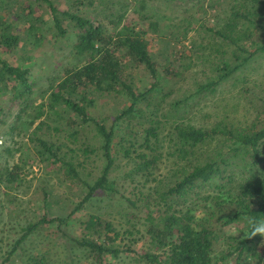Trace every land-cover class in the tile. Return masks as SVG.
<instances>
[{
	"label": "trees",
	"instance_id": "1",
	"mask_svg": "<svg viewBox=\"0 0 264 264\" xmlns=\"http://www.w3.org/2000/svg\"><path fill=\"white\" fill-rule=\"evenodd\" d=\"M1 1L0 92L19 107L7 136L27 135L39 122L29 137L35 158L55 168L61 182L81 191L66 217L50 214L43 205L40 216L25 224L9 256L25 250L31 237L52 226L63 239L60 245L67 243L69 264H114L122 255L141 264L264 263V237L248 238L243 223L248 214L264 219V103L252 126L176 123L171 153L164 157L157 146L162 126L155 112L162 107L157 94L165 74L179 78L184 71L167 66L165 74L160 73L146 30L125 26L111 32L80 13L59 8L53 0L24 5L21 0ZM231 1L224 18L217 16L216 24L208 18L194 29L208 35V50L215 57L211 56L213 66L205 81L191 96L214 94L242 73L247 79L244 72L252 61L264 57V0H228L229 5ZM71 2L83 5L82 0ZM192 19H183L186 34L195 23ZM149 27L157 29V24ZM168 36L173 41L174 29ZM60 41L69 47L67 63L36 105L31 97L38 79L31 80L30 73L38 52ZM142 70L152 79L144 91L133 81ZM113 95L126 97L130 104L117 109V115L100 117L99 101ZM160 99L164 102V95ZM186 103L173 104V116L183 119L184 113L178 112ZM5 110L6 106L0 108V127L7 125ZM58 129L70 144L50 139ZM0 137L4 148L7 140ZM23 145L5 150L9 156L13 151L20 156L0 173V186L18 189L24 184L28 159ZM92 154L99 165L95 178L86 167ZM167 161L175 167L169 178L159 179L157 172ZM97 198L107 200L112 215L76 217ZM74 224L82 231L72 237ZM57 249L34 255L29 264H52L49 258ZM74 252L82 257L75 259Z\"/></svg>",
	"mask_w": 264,
	"mask_h": 264
},
{
	"label": "rangeland",
	"instance_id": "2",
	"mask_svg": "<svg viewBox=\"0 0 264 264\" xmlns=\"http://www.w3.org/2000/svg\"><path fill=\"white\" fill-rule=\"evenodd\" d=\"M6 1L4 0V2ZM28 1L30 0H21L22 5ZM53 1L59 8L71 13H80L93 23L102 24L111 32L125 26H134L137 30H146L151 36V53L161 66L160 73L164 75L163 69H166L167 66H170L175 72L179 71L178 69H183V77L171 78L165 74L157 94L158 102L162 106L159 112L155 110L162 122V126L158 130L160 143L157 146L159 153H163L164 157L171 153V149H169L171 132L176 123L182 120L197 126H207L217 121H228L233 125L245 126L258 123L257 114L261 111L260 108L264 103V57L252 61L248 70L244 72L246 76H249L247 79L242 73L235 81L219 87L214 94H208L206 97L191 96L197 90V84L205 81L211 66H213L211 56L215 57L208 50V35L197 34L194 29L200 27V24L208 18L213 19L216 24V17L224 18L226 13L223 11L228 12L233 1L229 5L228 0H218V3L213 0H186L185 3L181 2L183 0H82L83 5L78 7L72 5V0ZM13 3L14 1L9 2L10 5ZM0 4H2L1 0ZM38 10L41 11L39 8ZM41 12L45 14L46 10ZM190 17L194 18L192 20H195V23L192 24L189 33L186 34L183 32V19ZM151 23L157 24V29L149 27ZM173 25H175L174 28ZM173 29L175 40L172 41L168 33L172 32ZM48 37L51 38V34ZM68 52L69 47L65 41H60L57 44L47 43L46 47L38 52V62L30 73L31 80L38 79V82L35 81L37 83L34 89L35 94L31 97V101H35L36 105L41 103L40 98L43 92L54 83L56 77L61 75L62 68L68 60ZM59 54L61 55L59 56ZM133 81L141 91L150 88L152 84L149 73L144 70L136 75ZM163 95L164 102L160 99V96ZM183 100H186L187 107L184 111L178 112L179 114L184 113L183 119H180V117L173 116L171 109L173 104ZM7 103V97L2 96L0 92V108L6 106L4 113L8 115L7 117L3 116L7 125L0 127V135H4L7 140V146L0 148V173L7 165L12 167L19 160L20 153L13 151L11 156L5 153L7 147L15 150L20 147V144L21 146L25 144L28 160L27 168L24 169L25 182L21 187L16 189L14 186L10 188L0 186V263L29 264V259L34 255L44 250L47 251L48 248H58L54 251L55 254L49 258L50 262L52 264H69L71 260L65 256V253L69 251L64 252V245L67 243L60 245L63 239L52 226L47 231L31 237L25 246V250L18 249L12 257L9 256L12 244L24 234L23 227L29 221L40 216L43 205H47L46 210L50 214L66 217L73 205L79 201L81 191L61 182L62 178L55 171V168L37 161L35 158L33 144L30 143L29 137L39 122L27 131V135H22L20 138L15 135L7 136L9 133L8 126L19 111L17 103ZM124 104L129 105L130 102L121 95L101 99L97 108L98 115L100 117L117 115L116 110L121 109ZM139 116L140 114L138 118ZM147 117L154 119L152 115ZM137 122H141V120L139 119ZM55 131L51 133L50 139L58 142V144H70L64 143L65 133H61L59 129ZM59 133L61 134L59 135ZM79 159L83 160L81 156ZM96 160L95 155L92 154L86 163L87 171L92 173V178H95L98 173L99 165L95 163ZM174 167L173 163L167 161V164L157 172L158 178L170 176L169 171ZM45 195H48V200L45 199ZM87 213L110 215L113 214V210L107 200L97 198L76 217L82 218ZM75 218L72 219V224ZM81 231L80 226L74 224L69 234L74 237L79 235ZM75 256V259L82 257L80 253L75 254ZM112 262L114 264H141L136 262L133 257L126 255H122ZM87 263L89 264V261Z\"/></svg>",
	"mask_w": 264,
	"mask_h": 264
},
{
	"label": "clouds",
	"instance_id": "3",
	"mask_svg": "<svg viewBox=\"0 0 264 264\" xmlns=\"http://www.w3.org/2000/svg\"><path fill=\"white\" fill-rule=\"evenodd\" d=\"M243 223L247 228L248 238H253L257 235L264 237V219L248 214L244 217Z\"/></svg>",
	"mask_w": 264,
	"mask_h": 264
},
{
	"label": "built area",
	"instance_id": "4",
	"mask_svg": "<svg viewBox=\"0 0 264 264\" xmlns=\"http://www.w3.org/2000/svg\"><path fill=\"white\" fill-rule=\"evenodd\" d=\"M3 143H4V139L0 137V145H3Z\"/></svg>",
	"mask_w": 264,
	"mask_h": 264
}]
</instances>
